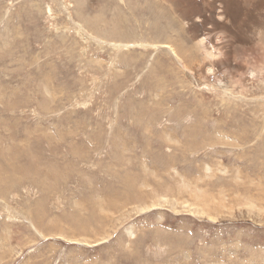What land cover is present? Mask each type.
Returning a JSON list of instances; mask_svg holds the SVG:
<instances>
[{"label": "rangeland", "instance_id": "374dc122", "mask_svg": "<svg viewBox=\"0 0 264 264\" xmlns=\"http://www.w3.org/2000/svg\"><path fill=\"white\" fill-rule=\"evenodd\" d=\"M0 264H264V0H0Z\"/></svg>", "mask_w": 264, "mask_h": 264}]
</instances>
